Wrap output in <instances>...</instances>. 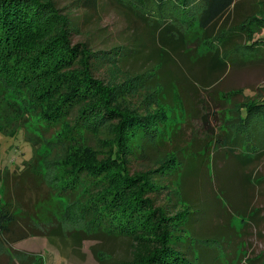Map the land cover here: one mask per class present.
Returning <instances> with one entry per match:
<instances>
[{
	"label": "trees",
	"instance_id": "16d2710c",
	"mask_svg": "<svg viewBox=\"0 0 264 264\" xmlns=\"http://www.w3.org/2000/svg\"><path fill=\"white\" fill-rule=\"evenodd\" d=\"M114 1L132 18L131 45L96 51L72 45L66 28L38 46L28 45L46 34L50 4L0 0V83H11V94L24 102L21 111L33 127L26 142L34 152L21 172L4 169L0 242L11 249L43 236L62 251H74L92 235L123 237L130 243L131 258L113 264H264V254L243 255L240 260L241 240L232 226L236 236L223 234L228 241L221 249L210 239L195 243L179 236L191 227L183 183L197 168L213 164L210 149L234 155L242 168L264 155V87L251 90L249 96L241 89L210 91L228 72L264 63V0ZM86 2L92 10L99 8V0ZM131 59L143 62L141 70L132 73L138 86L131 89L139 92V103L122 84L104 85L96 78L103 69ZM197 65L205 73L199 81L190 70ZM8 70L17 79L6 81ZM196 89L203 99L208 95L221 103L219 117L215 115L221 121L205 146L186 132L195 116L189 92ZM241 95L245 101L235 102ZM200 98L203 110L208 104ZM116 127L120 131L113 137ZM89 135L109 136L105 158H99L96 146L78 144L79 137L87 142ZM44 148L66 153L62 161H55L59 168L52 181L43 174L39 159ZM167 155L168 160L163 159ZM138 157L145 163L135 170ZM17 181L21 189L31 181L48 187L46 197L35 203L20 201L14 193ZM61 200L68 202V209L61 208ZM72 211L78 212L84 228L66 229ZM58 216L63 221L58 222ZM98 254L101 263L113 261L109 250ZM35 258L28 256L21 264H42Z\"/></svg>",
	"mask_w": 264,
	"mask_h": 264
},
{
	"label": "rangeland",
	"instance_id": "374dc122",
	"mask_svg": "<svg viewBox=\"0 0 264 264\" xmlns=\"http://www.w3.org/2000/svg\"><path fill=\"white\" fill-rule=\"evenodd\" d=\"M42 1L50 4L52 17L44 25V33L46 34L41 35L39 39L29 41L28 45L33 46L36 42L38 46L43 41L50 40L51 36H53L52 39L57 37L60 30L66 29L69 30L68 41L72 45H85L96 51H109L114 47L131 45V36L134 31L132 18L130 19L125 12L121 11L120 8L122 7L114 0H99V8L96 11L87 6L86 0ZM194 45L192 44V46ZM195 49L193 48V50ZM201 50L203 48L200 47L198 51ZM142 66V61L131 59L126 65L103 69L96 73V78L102 80L104 85L122 84L126 92H133L131 86L138 85L132 79L134 77L132 73H137ZM190 70L194 73L193 79L195 81L204 77L205 73L200 65H197V68H190ZM7 73L5 77L3 76L6 81L7 79H17L16 73L13 71L8 70ZM9 85L11 83H0V181L5 176V168L9 170V174L16 170L19 172L24 169L25 162L31 160L34 154L31 145L26 142L27 136L33 133V127L25 122V117H28L24 113L25 110L21 111L24 102L19 95L13 96L11 94L12 90ZM262 87H264V63L261 62L256 66H244L228 72L210 91L214 93L218 90L241 89L245 90L244 94L249 96L251 90ZM138 93V91L133 92L132 95L134 96L131 98L139 103ZM189 97L192 99L195 116L190 121V125L187 126L186 132L189 136L194 135L199 138L204 143L202 146H205L214 136L212 130H215L221 121L220 118L218 119L221 103L208 98V95L203 99V96L197 95V89L194 93L189 92ZM199 98L208 104L203 110ZM243 100L245 101L244 95H241L234 101L242 102ZM17 106L20 108H18L19 113L15 110ZM203 116H207L206 120L202 119ZM18 131L20 133L14 137L13 135ZM119 131L118 127L112 128L113 137ZM79 138L82 143L78 142V144L85 145L88 143L93 147L96 146L99 158H105L108 155V135H101L100 139L89 135L87 142L85 137ZM105 139L108 140L104 142ZM62 148V150H66V147ZM59 150L61 149L44 148L39 153L43 174L46 175L48 181L54 180L53 177L57 174L59 162L55 164V161H62L66 154ZM210 151L214 159L213 164L208 167L209 170L205 166L201 167L202 169L197 168V173L189 174L183 183V195L186 197L184 203L191 206V216L189 217L191 227H186L184 230L186 232H182L179 236L182 238L188 236V238L195 240V243L197 241L203 243L206 239H210V241L213 240L212 242L219 243L221 249L224 247L223 243L228 241V239H223L222 235L230 234L231 237H235L237 232L238 238H241V244L238 247L240 260H242L243 255L244 257L249 255V258L261 256L264 254V155L260 156L253 165L242 168L237 158L225 153L223 149H210ZM76 152L81 153L82 151ZM164 158L168 160L169 156ZM181 162H184L182 156ZM142 163L145 161L139 157L136 158L133 164L135 170H139L137 168H140ZM154 167L155 165L152 166V168ZM144 168L148 169V164ZM247 175L251 176L250 179L246 178ZM14 183L16 187L14 193L16 197H20V201L35 203L46 197L48 189L46 186L37 187L31 181L27 184V188L22 186L23 189H21V186H18L20 182ZM176 187L177 184H174L173 189ZM0 193H3V189H0ZM161 201L160 204H167L166 200ZM61 203L63 210L68 209V202L61 200ZM179 206L185 207L184 204ZM179 206H176L177 210ZM75 213L72 211L69 220H65L66 229L73 230L85 227L84 222L77 215L78 212ZM60 219L62 220V217L58 216L56 220L60 222ZM47 226L49 227L51 224L47 223ZM231 226L236 232L230 228ZM184 240L185 238L182 241ZM214 246L216 247V245ZM104 249L109 250L113 255V261L107 264H113L114 260L131 258L130 243L123 237L113 239L92 235L91 238L83 242L81 249L73 251L71 247V249L64 248L62 251L61 247L53 245L47 237L37 236L18 243L11 249L0 242V264L27 263L28 256H36L35 259L41 260L42 264H104L98 259V257H102L98 252L104 251Z\"/></svg>",
	"mask_w": 264,
	"mask_h": 264
},
{
	"label": "crops",
	"instance_id": "0c3cea01",
	"mask_svg": "<svg viewBox=\"0 0 264 264\" xmlns=\"http://www.w3.org/2000/svg\"><path fill=\"white\" fill-rule=\"evenodd\" d=\"M247 232V231H246ZM241 236V235H240ZM238 237H239V234H238ZM241 239V238H240Z\"/></svg>",
	"mask_w": 264,
	"mask_h": 264
}]
</instances>
